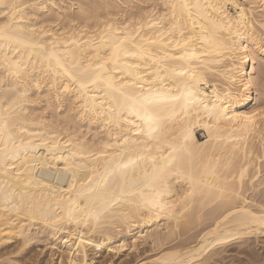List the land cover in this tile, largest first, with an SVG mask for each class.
Listing matches in <instances>:
<instances>
[{
	"label": "bare ground",
	"instance_id": "bare-ground-1",
	"mask_svg": "<svg viewBox=\"0 0 264 264\" xmlns=\"http://www.w3.org/2000/svg\"><path fill=\"white\" fill-rule=\"evenodd\" d=\"M261 109L264 0H4L0 261L264 264Z\"/></svg>",
	"mask_w": 264,
	"mask_h": 264
},
{
	"label": "rangeland",
	"instance_id": "rangeland-1",
	"mask_svg": "<svg viewBox=\"0 0 264 264\" xmlns=\"http://www.w3.org/2000/svg\"><path fill=\"white\" fill-rule=\"evenodd\" d=\"M47 243H49V242H37L34 245H32L30 247V249H27L25 252L19 253V254H13L12 257L9 256L10 260H11L10 263L4 262V264H6V263L7 264H12V263L13 264H17V263L18 264H59L57 252L54 251L55 249L50 248V244H47ZM261 243L263 244V247H262ZM11 245L13 246L14 244L10 243L6 246H11ZM259 246L261 247L260 251H264V240H262L260 242ZM11 248H14V246L10 247L9 249H11ZM139 248H140V250L142 249L141 246ZM124 252H121L119 254L114 255L113 253L111 254V253L101 251L100 253L95 255V254H93L92 251L90 252V250H89V252H88L89 256L87 255V257L88 258H94L93 262L91 264H118L119 261L124 260V258H125L124 255L126 253H131L129 251H127V252L124 251ZM126 258H129V257H126ZM12 260H16V262L15 261L13 262ZM109 260H110V263L107 262ZM0 263L3 264V262H1V261H0Z\"/></svg>",
	"mask_w": 264,
	"mask_h": 264
},
{
	"label": "snow or ice",
	"instance_id": "snow-or-ice-1",
	"mask_svg": "<svg viewBox=\"0 0 264 264\" xmlns=\"http://www.w3.org/2000/svg\"><path fill=\"white\" fill-rule=\"evenodd\" d=\"M3 3H4V0H0V4H3ZM4 7L8 8L10 6L9 5H4ZM11 7H15V6L13 5ZM237 7H239V6L237 5ZM7 14L8 13L5 12V15H7ZM121 51L122 50H121L120 46L116 45V47L112 51L111 59H118ZM181 58H183V57H181ZM157 97L160 100H164V99L167 98L165 94H160V93L157 94ZM173 99H179V97H173ZM154 102H156V99H154L151 95L150 96H145L143 98L142 102H141L142 106L144 107V110H145V115L142 117V119H144V121H145V125L147 126V130H148V134L149 135H151L152 132L156 131V127H155V125L153 123L152 117L148 114V109H147L146 106L147 105H151ZM187 102L188 103H195V99L192 97L191 94H189V96L187 98ZM213 107H216V105H213ZM260 111L264 112V109H261ZM258 115H259L258 112H253L250 115H245L243 117H237L236 119L242 120L244 122L241 125L242 128H247L249 125H254L255 124V120H256ZM225 118L227 119L228 117L225 116ZM124 167H127V165H124ZM221 191H223V190H221ZM161 210H163V209H161Z\"/></svg>",
	"mask_w": 264,
	"mask_h": 264
}]
</instances>
